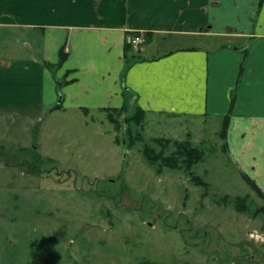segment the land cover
Listing matches in <instances>:
<instances>
[{
	"label": "rangeland",
	"instance_id": "1",
	"mask_svg": "<svg viewBox=\"0 0 264 264\" xmlns=\"http://www.w3.org/2000/svg\"><path fill=\"white\" fill-rule=\"evenodd\" d=\"M263 12L230 26L256 31ZM197 39L207 47L238 40ZM57 104L0 119V264H264V216L256 212L264 199L224 150L220 119L164 121L128 147L124 115L115 128L101 109L65 108L60 95ZM155 136L201 148L193 170L207 186L183 170L156 173L142 155Z\"/></svg>",
	"mask_w": 264,
	"mask_h": 264
},
{
	"label": "crops",
	"instance_id": "2",
	"mask_svg": "<svg viewBox=\"0 0 264 264\" xmlns=\"http://www.w3.org/2000/svg\"><path fill=\"white\" fill-rule=\"evenodd\" d=\"M261 6L264 0H0V119L56 108L59 95L61 105L84 114L132 96L145 111L143 130L228 116L224 150L264 194V12L256 31L230 26ZM129 32H148L149 41L126 53ZM198 36L238 40L207 47L192 40Z\"/></svg>",
	"mask_w": 264,
	"mask_h": 264
},
{
	"label": "trees",
	"instance_id": "3",
	"mask_svg": "<svg viewBox=\"0 0 264 264\" xmlns=\"http://www.w3.org/2000/svg\"><path fill=\"white\" fill-rule=\"evenodd\" d=\"M136 32H129L126 38L125 52L132 48L129 42V36L135 34ZM145 41L143 44L148 42L149 33L143 32ZM65 58V53L63 49L60 51V61ZM130 96H125V102L119 108H105L102 109L106 112L107 119L111 122L115 128L119 126V117L124 115V122L127 126V134L129 135V140L125 142L128 147L134 145L138 140H141L140 133H142L143 123L145 120V111L138 106H135L132 112H130ZM59 107V106H56ZM228 122V116L222 118L221 130L219 132L220 137L223 139V148L225 146L224 139L226 134V127ZM136 128V131L133 130ZM141 131V132H140ZM134 133V134H133ZM155 145H154V144ZM159 147V149L156 148ZM142 155L146 161L154 167L156 173L163 172L164 169L173 170H183L188 176L192 183L197 186H207V182L202 179V177L197 174L193 167L198 163L202 162L205 156L204 151L192 144L189 139L177 140L166 137L155 136L151 138V142H145L142 147ZM249 186L256 192L258 196L264 199V194L258 188V186L252 182L247 176H244ZM204 195V194H203ZM235 206L238 210L242 211L245 209L246 204L244 203V198H236ZM256 212L263 214L264 216V206L258 207ZM140 264H155V262L144 260Z\"/></svg>",
	"mask_w": 264,
	"mask_h": 264
},
{
	"label": "built area",
	"instance_id": "4",
	"mask_svg": "<svg viewBox=\"0 0 264 264\" xmlns=\"http://www.w3.org/2000/svg\"><path fill=\"white\" fill-rule=\"evenodd\" d=\"M145 41L144 34L142 32H136L135 34H131L129 36V42L131 44L132 49L135 51H139L141 46L143 45ZM249 236L256 241L263 240L262 236L257 232H252L249 234Z\"/></svg>",
	"mask_w": 264,
	"mask_h": 264
},
{
	"label": "water",
	"instance_id": "5",
	"mask_svg": "<svg viewBox=\"0 0 264 264\" xmlns=\"http://www.w3.org/2000/svg\"><path fill=\"white\" fill-rule=\"evenodd\" d=\"M234 49H238V47H234Z\"/></svg>",
	"mask_w": 264,
	"mask_h": 264
}]
</instances>
